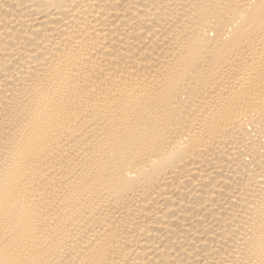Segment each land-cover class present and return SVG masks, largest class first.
Instances as JSON below:
<instances>
[{
  "label": "bare ground",
  "instance_id": "bare-ground-1",
  "mask_svg": "<svg viewBox=\"0 0 264 264\" xmlns=\"http://www.w3.org/2000/svg\"><path fill=\"white\" fill-rule=\"evenodd\" d=\"M0 264H264V0H0Z\"/></svg>",
  "mask_w": 264,
  "mask_h": 264
}]
</instances>
